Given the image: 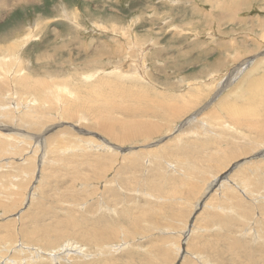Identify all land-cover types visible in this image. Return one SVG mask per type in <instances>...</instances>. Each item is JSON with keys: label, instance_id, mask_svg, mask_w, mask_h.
Returning a JSON list of instances; mask_svg holds the SVG:
<instances>
[{"label": "rangeland", "instance_id": "obj_1", "mask_svg": "<svg viewBox=\"0 0 264 264\" xmlns=\"http://www.w3.org/2000/svg\"><path fill=\"white\" fill-rule=\"evenodd\" d=\"M7 1L0 255L10 264H264V79L253 84L264 77V0ZM143 122L154 129L138 136L122 125ZM241 144L233 158L227 148ZM251 164L240 184L235 170ZM223 174L239 187L225 183L200 209ZM87 230L111 234L100 249ZM66 242L82 251L50 260Z\"/></svg>", "mask_w": 264, "mask_h": 264}, {"label": "bare ground", "instance_id": "obj_2", "mask_svg": "<svg viewBox=\"0 0 264 264\" xmlns=\"http://www.w3.org/2000/svg\"><path fill=\"white\" fill-rule=\"evenodd\" d=\"M2 2H3V0H1ZM5 1V0H4ZM7 1V0H6ZM210 1V3H211V5H214V3H216V4H219V3H217V1L216 0H209ZM8 2V1H7ZM6 3V2H5ZM17 3V2H16ZM221 4V3H220ZM240 4V3H239ZM2 4H1V2H0V6H1ZM5 5V4H4ZM7 5V4H6ZM3 6V5H2ZM63 6V5H62ZM220 6V8H222L223 9V6H221V5H219ZM4 7V6H3ZM7 7V6H6ZM227 7V6H226ZM230 7V6H229ZM245 7V6H244ZM5 8V7H4ZM235 8V7H234ZM225 9H228V8H225ZM232 9V8H231ZM229 10V9H228ZM220 12V11H219ZM224 15V14H223ZM224 18V17H223ZM233 18V15H231L230 13L224 18V19H226V20H228V19H232ZM95 21V20H94ZM230 21V20H229ZM165 28V27H164ZM209 33H211V32H209ZM214 34V33H213ZM233 35V34H232ZM241 35V34H240ZM247 35H249V34H247ZM33 35H31V32H29L28 33V35L27 36H23L24 38L22 39L23 40V43H25L26 41H28L29 39H31V37H32ZM213 36V35H212ZM196 37V36H195ZM223 38V37H222ZM225 43V42H224ZM219 46H221V45H219ZM222 47V46H221ZM223 48V47H222ZM257 48V47H256ZM224 49V48H223ZM142 53V52H141ZM15 55V54H14ZM13 55V56H14ZM15 57V56H14ZM13 58V57H12ZM142 58V57H141ZM259 58V57H258ZM223 60V59H222ZM253 59H248L245 63H243V62H241V63H239L238 65L239 66H237V69H240L239 70V73L241 72V71H243L245 68H247V65H249L251 62H253L252 61ZM259 61V60H258ZM206 63V62H205ZM259 63V62H258ZM211 64V63H210ZM209 64V65H210ZM255 64V63H254ZM260 64V63H259ZM251 65V64H250ZM212 66V65H211ZM210 66V67H211ZM210 67H209V69H210ZM114 68V67H113ZM116 68V67H115ZM115 68H114V70H115ZM204 69V68H203ZM202 70V69H201ZM143 71V70H142ZM205 71V70H204ZM17 72V71H16ZM203 72V71H202ZM235 72V71H234ZM253 72V71H252ZM11 73V72H10ZM250 76V75H249ZM145 77V76H144ZM231 77V76H230ZM253 77V76H252ZM251 77V79H253ZM226 78V77H225ZM250 79V78H249ZM264 79V77H259V78H256V79H253L254 81H253V84H255V83H258L257 81H259V84H260V82L262 81ZM1 80V79H0ZM220 82V81H219ZM230 83V82H229ZM218 84V83H217ZM225 84V83H224ZM259 84H256V85H259ZM261 84H262V82H261ZM223 85V84H222ZM242 85H243V83H242ZM254 86V88L255 89H258L259 87L258 86ZM264 85V84H263ZM262 86V85H261ZM226 87V86H225ZM243 87V86H242ZM250 89H252V87H253V85H252V80H250V82H249V86H248ZM260 88H262V87H260ZM264 88V87H263ZM57 89V88H56ZM254 89V90H255ZM264 90V89H263ZM262 91V90H261ZM255 92V91H254ZM258 92H260V91H258ZM237 93V92H236ZM259 94V93H258ZM199 96V95H198ZM253 96H255V95H253ZM257 96V95H256ZM260 96V95H259ZM197 98V97H196ZM251 98H253V97H251ZM258 98V97H257ZM260 98H262V96H260ZM239 99V98H238ZM1 100V99H0ZM233 100V99H232ZM260 100V99H259ZM228 101V100H227ZM257 101H258V99H257ZM3 102V101H2ZM28 102V101H27ZM223 103V102H222ZM258 103H260V102H258ZM191 104V103H190ZM193 104V103H192ZM211 105V104H210ZM229 105V104H228ZM233 105H234V103H233ZM232 105V106H233ZM20 106V105H19ZM218 106V105H217ZM224 106V104H222V107ZM13 107V106H12ZM237 107V106H236ZM221 108V107H220ZM231 108H234V107H226V109L229 111ZM18 110V109H17ZM231 110H233V109H231ZM235 111V110H234ZM241 111H243V113L244 114H247L248 112H250L251 110H250V106H246V105H241V108L239 109L238 108V113L240 112V113H242ZM259 111H261V110H259ZM182 112V110H180V109H175L173 112H171L170 113V115H180V113ZM203 112V111H202ZM28 109L27 110H25L23 113H22V115H23V117L24 116H27L28 118H29V121L31 122V124H35V119H34V117L36 116H34V115H31L30 117L28 116ZM35 113V112H34ZM33 113V114H34ZM198 113H200V111H198ZM213 113V112H212ZM224 113V112H223ZM226 113V112H225ZM253 113V112H252ZM252 113H250V114H252ZM258 113V112H257ZM169 114V113H168ZM20 115V114H19ZM38 115V114H37ZM207 115V114H206ZM238 115V114H237ZM34 116V117H33ZM232 116V115H231ZM253 116H255V115H253ZM171 117V116H170ZM174 117V116H173ZM252 117V116H251ZM97 118V117H96ZM198 118V117H197ZM196 118V119H197ZM215 118V117H214ZM231 118V117H230ZM229 118V119H230ZM189 119H192L191 117L189 118ZM200 119V118H199ZM39 120V119H38ZM100 120H102V119H100ZM194 120V119H193ZM21 121V120H20ZM28 121V122H29ZM200 121V120H199ZM231 121V120H230ZM235 122H236V120H234ZM245 121V120H244ZM39 122V121H38ZM97 122V121H96ZM139 123H142L141 121H138ZM233 122V121H232ZM251 122V121H250ZM23 123V122H22ZM57 124V123H56ZM102 124H103V121H102ZM101 124V125H102ZM241 124V123H240ZM22 125V124H21ZM36 125V124H35ZM123 125V127H124V129H128V128H130V129H132L131 131H133V132H135V133H133L134 134V136H138L139 134H140V131H142V129L143 130H145V132H148V131H151V130H153L152 129V127L151 126H154V125H150L149 123H145V122H143V124L141 125V124H137V125H135V124H133V123H124V124H122ZM213 125V124H212ZM242 125V124H241ZM247 125V124H246ZM25 126V125H24ZM105 126V125H104ZM227 126V125H226ZM20 127V126H19ZM35 127V126H34ZM48 127V126H47ZM55 127V126H54ZM80 127V126H79ZM99 127V126H98ZM135 127V129H133ZM210 127V126H209ZM60 128V127H59ZM62 128V127H61ZM64 128V127H63ZM68 128V127H67ZM86 128H88V127H86ZM92 128V127H91ZM95 128V127H94ZM122 128V127H121ZM45 129V128H44ZM98 129V128H97ZM100 129V128H99ZM99 129H98V131H99ZM102 129V128H101ZM212 129V128H211ZM235 129V128H234ZM33 130H35V129H33ZM46 130V129H45ZM44 130V131H45ZM59 130V129H58ZM106 130H107V128H106ZM213 130V129H212ZM47 131V130H46ZM60 131V130H59ZM94 131V130H93ZM27 132V131H26ZM105 131L103 130V132L102 133H104ZM122 132V131H121ZM124 132V131H123ZM130 132V131H129ZM144 132V133H145ZM72 133V132H71ZM143 133V132H142ZM56 134V133H55ZM20 135V134H19ZM43 135V134H42ZM60 135V134H59ZM68 135H69V133H68ZM67 135V136H68ZM128 136H129V134H127ZM66 136V137H67ZM69 136H71V135H69ZM149 136V135H148ZM264 136V135H263ZM73 137H75V136H73ZM91 137V136H90ZM225 137V136H224ZM112 138V137H111ZM261 138V137H260ZM46 139V138H45ZM57 139H59L60 140V138L58 137ZM47 140V139H46ZM127 139H125V141H126ZM40 141V140H39ZM48 141V140H47ZM52 142L53 141H55V138L53 139V140H51ZM65 141H68V140H66L65 139ZM89 141V140H88ZM220 141V140H219ZM56 142V141H55ZM57 142H59V141H57ZM72 142V141H71ZM80 142V141H79ZM51 143V142H50ZM61 143V142H60ZM59 143V144H60ZM64 143V142H63ZM85 143V142H84ZM87 143V142H86ZM98 143V142H97ZM57 144V143H56ZM55 144V145H56ZM88 144H90V143H88ZM231 144V143H230ZM239 144V143H238ZM74 146L76 145V144H73ZM97 145V144H96ZM95 145V146H96ZM162 145V144H161ZM232 145V144H231ZM48 146H50V145H48ZM90 146H91V144H90ZM106 146V145H105ZM258 146V145H257ZM97 147V146H96ZM99 147V146H98ZM119 147V146H118ZM218 147V146H217ZM219 147H220V145H219ZM240 150L239 151H237V149L236 150H234V148L233 147H231V146H229L227 149H229V151L231 152V154H234V157L233 158H235V157H237V156H235L236 155V153H238V155H243L244 153H243V150L245 149V147H244V145L243 144H241L240 145ZM221 148V147H220ZM220 148H218V149H214V150H216V152H217V158H219V160H222L223 159V157H224V155H225V152L224 151H226V149H224V150H222V149H220ZM237 148H239V147H237ZM45 149V148H44ZM248 149V148H247ZM255 149H257V148H253V149H250L249 151H246V152H252V151H255ZM156 152V151H155ZM132 153V152H131ZM155 154V153H154ZM166 155V154H165ZM249 156V155H248ZM67 157H68V155H67ZM235 162L233 163V166L235 165V163H236V160H234ZM200 162V161H199ZM227 164V163H226ZM225 164V165H226ZM257 164V163H256ZM256 164H254V165H250L249 167H248V165H245V166H242V167H240L239 169H237V170H235L236 171V173H240L241 172V176H240V178H241V180L239 181L240 182V184H241V182H242V184L244 185V184H246V183H243L244 182V180L242 179L243 177H245V174H247L249 171H252L253 169H255L256 168ZM214 165V164H213ZM199 166H200V163H199ZM204 167H205V165H204ZM207 167V166H206ZM216 167V166H215ZM223 167H220L219 169L221 170ZM259 168V167H258ZM234 169V168H233ZM194 170L195 171H193L195 174H196V172L198 171L201 175H203L204 174V172L203 171H200V170H197V169H195L194 168ZM198 172H197V174H198ZM232 173V172H231ZM194 174V175H195ZM199 174V175H200ZM206 176V175H205ZM196 179V178H195ZM201 179H202V177H201ZM236 180V179H235ZM219 181V182H218ZM222 181H223V184H221L222 183ZM218 182V183H217ZM217 183V184H216ZM225 183H228V184H232V186H233V184L235 185V186H237L236 188H238L239 187V185L237 184V183H234V181L233 180H231V178L228 176V174H223V175H221V176H218V177H215L214 178V180L212 181V183H210L209 184V186H208V190L206 191V193L204 194V195H202L200 198H199V201L202 199V201H201V203L199 204L200 205V209L203 207V206H206V205H209V204H207V202H206V200L209 198V196L217 189H220V188H224L223 186H225ZM187 184V183H186ZM213 184H216L215 185V187L213 186ZM220 185V187H218ZM212 186L215 188V189H212V191L210 192V189L212 188ZM217 186V187H216ZM197 187V186H196ZM229 187V186H228ZM228 187H227V189H228ZM206 188V187H205ZM231 187H229V189H230ZM233 188V187H232ZM245 187L243 186L242 188H239L240 190H241V192H243V189H244ZM50 189V188H49ZM194 189V188H193ZM192 189V190H193ZM197 190V189H196ZM199 190V189H198ZM206 190V189H205ZM232 190V189H231ZM226 191V190H225ZM193 192V191H192ZM201 193H203V192H201ZM243 193H245V192H243ZM218 194V193H217ZM60 195V194H59ZM62 195H63V193H62ZM211 197V196H210ZM192 198V197H191ZM251 198V197H250ZM262 198V197H261ZM63 199V198H62ZM64 200V199H63ZM60 201H61V199H60ZM198 201V200H197ZM196 201V202H197ZM199 201H198V203H199ZM210 201V200H209ZM72 203V202H71ZM116 203V202H115ZM197 203V204H198ZM212 203V202H211ZM206 204V205H205ZM211 205V204H210ZM111 234V231H109V230H97V231H91V230H87V232H86V237H87V241L88 242H94V245H96V246H98V248H100V249H102L101 247L103 246H100V243H102V242H105V241H107V240H109V238H107V235L108 234ZM114 234V233H113ZM71 236V235H70ZM69 237V236H68ZM113 239V238H112ZM41 242V241H40ZM22 246H23V244H22ZM4 249H5V251L6 252H9L10 250H15L16 249V247L15 246H13V247H10V246H6V247H3ZM20 249V248H19ZM74 250H76V251H78V252H80V251H82V247H80L79 245H74V244H72L71 242H66L62 247H59L58 248V250H52L49 254H50V260H52V261H58V260H60V259H63V258H66V257H68V256H70V254H71V252H73ZM259 251V250H258ZM54 252V253H53ZM58 254H61V255H58ZM36 256H40V254H38V253H36ZM0 257H2V258H0L1 260H0V262H1V264H10L11 263V261L9 260L10 258L8 257V256H3V255H0ZM139 261V260H138ZM258 263V262H257ZM228 264V263H227Z\"/></svg>", "mask_w": 264, "mask_h": 264}, {"label": "crops", "instance_id": "obj_3", "mask_svg": "<svg viewBox=\"0 0 264 264\" xmlns=\"http://www.w3.org/2000/svg\"><path fill=\"white\" fill-rule=\"evenodd\" d=\"M222 18H223V17H222ZM223 19H224V18H223ZM33 27H34V26H33ZM33 27H32V28H33ZM28 32H31V24H30V28L28 29ZM27 35H28V33L24 34L23 36L25 37V36H27ZM23 36L21 37L22 39L24 38ZM22 39H21V40H22ZM30 40H31V39H29L28 41H26L25 43H23L22 46H23V45H27V43H28ZM22 41H23V40H22ZM22 46H21V47H22Z\"/></svg>", "mask_w": 264, "mask_h": 264}]
</instances>
